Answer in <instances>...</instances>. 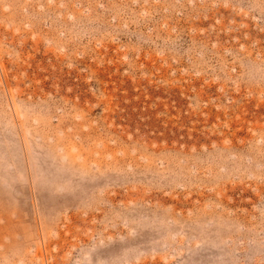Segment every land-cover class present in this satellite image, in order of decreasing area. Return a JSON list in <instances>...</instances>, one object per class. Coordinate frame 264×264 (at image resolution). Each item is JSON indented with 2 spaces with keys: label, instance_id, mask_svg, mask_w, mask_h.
<instances>
[{
  "label": "rangeland",
  "instance_id": "374dc122",
  "mask_svg": "<svg viewBox=\"0 0 264 264\" xmlns=\"http://www.w3.org/2000/svg\"><path fill=\"white\" fill-rule=\"evenodd\" d=\"M0 264H264V0H0Z\"/></svg>",
  "mask_w": 264,
  "mask_h": 264
}]
</instances>
